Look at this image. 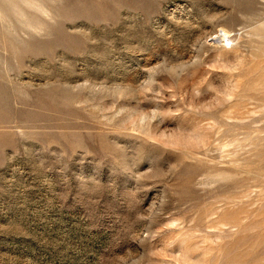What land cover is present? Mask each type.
Listing matches in <instances>:
<instances>
[{
    "label": "rangeland",
    "instance_id": "obj_1",
    "mask_svg": "<svg viewBox=\"0 0 264 264\" xmlns=\"http://www.w3.org/2000/svg\"><path fill=\"white\" fill-rule=\"evenodd\" d=\"M0 264H264V0H0Z\"/></svg>",
    "mask_w": 264,
    "mask_h": 264
}]
</instances>
